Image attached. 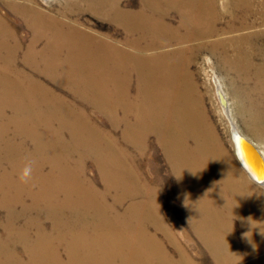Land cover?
Segmentation results:
<instances>
[{
    "label": "bare ground",
    "instance_id": "1",
    "mask_svg": "<svg viewBox=\"0 0 264 264\" xmlns=\"http://www.w3.org/2000/svg\"><path fill=\"white\" fill-rule=\"evenodd\" d=\"M3 1L33 36L23 49L16 26L0 15V232L5 233L0 264H172L167 244L176 264H197L173 232L177 227L169 228L160 215L157 163L138 164L151 134L174 177L190 229L214 264H264V212L255 218L251 203L237 200V184L225 177L231 164L190 72L201 48L193 44L216 35L214 21L222 16L216 0H139L135 11L122 9L121 0L75 1L96 15L104 13L122 29L123 38L115 42L71 27L31 0ZM251 3L230 4L244 5L246 15ZM171 11L179 17L175 27L165 21ZM221 44L227 72L250 76L249 91L261 95L258 102V97L236 96L235 112L245 131L264 143V65L254 64L238 40ZM36 75L49 78L73 99L51 94ZM215 82L231 132L246 138ZM77 100L107 115L118 139L102 135L79 116L71 104ZM33 104L44 112L35 115L29 109ZM236 153L241 169L249 170L242 153ZM88 160L102 190L85 175ZM254 168L253 175L262 180ZM213 170L223 183L218 192ZM233 216L242 219V248L233 236Z\"/></svg>",
    "mask_w": 264,
    "mask_h": 264
},
{
    "label": "rangeland",
    "instance_id": "2",
    "mask_svg": "<svg viewBox=\"0 0 264 264\" xmlns=\"http://www.w3.org/2000/svg\"><path fill=\"white\" fill-rule=\"evenodd\" d=\"M46 1L47 3H45L44 1L42 2V0H31V3L33 6L39 8L40 10L42 9L46 13L50 14L52 17L55 18L57 16L56 18L64 20L65 22H67L66 23L67 25H71V27L80 30H86L87 32L94 34L95 36H98L100 38L102 37L103 39L117 41L118 39L121 40L124 36L122 29L118 26L116 27V25L111 23L108 17H106L104 13H100L99 15H96L94 12H90L87 9H85L83 5H77V6L73 5L75 1H81V0H72V8L70 5L71 0H46ZM225 3L227 4V6L225 5ZM230 3L233 4V0H226V1L216 0L217 10L222 12L221 13L222 16L214 21L216 35L211 36L206 40L201 39L199 40V42L195 41L196 43L193 44V46L199 45L201 48L197 53L196 58L193 61L194 63H192V65L190 66V72L193 76L192 78L196 85L197 92L202 97L203 108L206 113L208 122L212 125L211 127L214 129L219 142H221V145L225 150V156L226 158L228 157L227 160H229L227 161L228 165L231 164V166H228L231 168L227 170L229 172L226 173L225 177L228 178L230 177L229 179H232L231 182L233 181L237 184L238 188L236 187L235 183L232 182L235 185L236 189L239 190L236 195L237 197H239L237 199L238 201L242 199L241 201H239V203L240 202L251 203V210L254 211V212L252 211L253 217L258 218L264 212V205H263L264 186L254 183L247 177L246 173L241 169L239 161L236 155L234 154V147L231 139L232 129H230L231 125L227 116L225 115L224 111L221 109L222 107H221L220 99L217 94V88H216L217 85H215L216 84L215 78L219 81L224 96L228 101V106L231 108L235 126L237 127V129L240 130L241 134H243L261 152L264 153V143L262 142V140L257 141L245 131L244 124L242 123L243 119L237 116L235 112L236 96L240 97L241 100L243 99L244 95H249L251 96V98L254 99L258 97L257 100L258 102L259 100H261V95L258 91H256V93H252L251 91H249L252 86L250 76L242 77L241 75L239 77H236L233 73L229 71L227 72L226 67L220 56V52L222 50L221 46H223L221 43L229 44L232 41L238 40L241 49H244L246 53L250 54L252 59L254 58L253 59L254 64L264 65V0H252V3L250 5L251 9L247 12L246 15H244L247 11L245 10L244 5L242 6V8L241 7L233 8L234 7L233 5L235 4L232 5ZM138 6H139V0L120 1V7L124 10L135 11L138 9ZM0 15L8 23H10L13 26L14 25L16 26L17 34L18 36H20V38H22L21 39L23 43L22 47L24 49L26 47V44H28V42L31 40L30 38L33 36L31 33L32 32L31 29L28 28V26L22 21L21 17H19L11 9L6 7L3 0H0ZM165 21L166 23L170 24L172 27H175L179 24V17L177 14L171 11L168 14ZM41 46H43L42 43L38 44L36 47L38 49L41 48ZM215 46H217L215 48V53L214 54L209 53V48H213ZM245 46L247 47L249 46V47L247 48ZM172 47L174 48L175 45H172L165 50H172L173 49ZM19 66L20 68L22 67L20 62H19ZM36 76H40L39 77L40 82L42 84H45L44 86L51 94L64 98L65 100L68 101L73 99V95H70L71 94L70 92L68 93V91L57 87L56 85H54L55 83H53L49 78L42 75H36ZM244 78H247V80L245 81ZM16 104L19 105L20 104L19 101H17ZM71 104H73L72 109L77 114H79V116L81 115L87 118L90 122V125L92 124H93L92 126L95 125V128L97 130L99 129L98 131H100L102 135L104 136L108 135L111 137V134H114L113 133L114 131H112L113 129L110 124L111 121L107 117V115L95 111L89 105L80 102L78 100ZM243 104L244 106H247L246 101H244ZM29 109L32 110V112L34 111L35 115H37L36 113L40 112L42 114V112H44V109L42 108L38 109V107H36L34 104L31 105V107L29 106ZM66 122H67L66 120L61 121V123H66ZM119 134L120 133L115 132L114 136L116 135L115 137L118 139ZM147 139L149 144L148 152L145 154L146 157L143 156L144 160L142 159V162H138V164L141 167L143 166L144 168L145 166L144 163L147 160L150 161V159L155 160V163H157L156 166L158 167V171L160 173L162 180L159 186L160 187L159 193L161 197V205L159 212L161 217L165 222L168 223L169 228H171L172 230H175L177 227L178 231H173V232L176 235H178V237L180 236L179 241L181 245L183 246L187 255L194 262H196L197 264H214V260L211 254L208 252V250H206L207 248L198 237L199 235L195 233V231L190 229L191 227L189 226L187 219L183 214L184 205L182 203V199L178 195L175 189L176 185H175L174 177L171 175L169 171L168 164L164 160L161 151L158 149L156 144H154L155 136L151 134L148 136ZM28 148H30V146ZM86 165H87L85 166L86 177L92 183H94L96 188L102 190V183L99 179V175L95 166L90 162V160L87 161ZM233 171L234 173H232ZM151 178L154 179L153 174L151 175ZM220 178L221 177L219 173H215V171L213 170V172L211 173V179L212 182H214L213 187L216 192H218L219 190H221V188H223V183L219 181L221 180ZM235 178L238 179L235 180ZM247 199L248 201H246ZM228 201H229V197H228ZM262 216H263L262 218L264 219V215ZM1 217H3V212L1 213ZM239 220H242L240 219L239 216H233L231 218V224H232L233 236L237 244L239 243L238 246L242 248L243 245L242 242H244L243 239L244 231H241L243 225L242 223H240L241 221ZM0 236L1 238H4L5 233L1 231ZM157 236L161 238L159 234ZM165 246L166 249L173 255L174 259H176V255L173 252L171 246H169L168 244ZM169 258L172 264L177 263V260H174L172 257ZM248 262L249 261H247L246 263Z\"/></svg>",
    "mask_w": 264,
    "mask_h": 264
},
{
    "label": "water",
    "instance_id": "3",
    "mask_svg": "<svg viewBox=\"0 0 264 264\" xmlns=\"http://www.w3.org/2000/svg\"><path fill=\"white\" fill-rule=\"evenodd\" d=\"M231 139H232L233 147L235 146L234 154L236 155V157L238 156V154L236 153L237 150L240 154L242 153L243 158L245 159L246 163L249 166V170L248 168L242 166L245 173L248 175L251 181L253 182L255 181L256 184L261 185L264 182V178L262 180H259L253 175L254 173L253 171L255 169L254 167L257 168V166H258L257 169H259L262 175H264V158L261 151L253 143L248 141L246 138L240 136L237 132L234 133L231 132ZM235 144H237V147ZM249 160H252L255 165L251 163ZM252 165H254V167Z\"/></svg>",
    "mask_w": 264,
    "mask_h": 264
}]
</instances>
